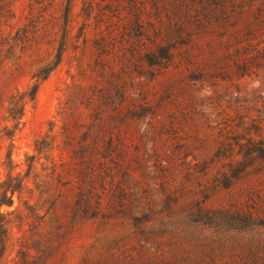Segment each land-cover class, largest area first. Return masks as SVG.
<instances>
[{
	"label": "trees",
	"instance_id": "1",
	"mask_svg": "<svg viewBox=\"0 0 264 264\" xmlns=\"http://www.w3.org/2000/svg\"><path fill=\"white\" fill-rule=\"evenodd\" d=\"M17 2L0 0V264H64L75 227L88 220L117 224L147 249L155 237L189 238L209 223L216 212L205 201L239 178L244 156L264 157V134L256 118L226 111L215 90L200 101L211 110L198 111L182 106L192 94L159 92L155 81L174 69L217 87L260 68L264 32L254 35L257 21L232 20L253 0H28L21 22ZM257 11L261 20L264 7ZM70 51L77 73L58 110L69 159L51 176L57 144L45 136L19 170L14 136L39 85ZM189 125L193 140L180 134ZM210 145V157L194 152ZM222 159L226 169L204 179ZM67 191L72 199L58 212ZM101 242L114 263L142 264L107 234L90 248Z\"/></svg>",
	"mask_w": 264,
	"mask_h": 264
},
{
	"label": "rangeland",
	"instance_id": "2",
	"mask_svg": "<svg viewBox=\"0 0 264 264\" xmlns=\"http://www.w3.org/2000/svg\"><path fill=\"white\" fill-rule=\"evenodd\" d=\"M27 1L18 0L16 3L15 12L18 22L23 21ZM252 3V9L234 12L232 20L238 19L239 26H242L247 19L257 21L255 28L257 31L254 35H258L264 32V16L261 20L255 19L260 15L257 6L264 7V0H253ZM229 30L231 31L232 27H229ZM259 37L264 38V34L257 38ZM76 73L73 52L70 51L57 70L39 85L35 99L28 106L23 123L14 136L12 158L19 164V170L26 169L25 154L35 153L36 140L45 136H54L57 144L50 154V158L57 164V171L51 173L53 168L50 162V175L55 177L68 161L69 154L64 150V138L61 135L62 120L58 110L65 99L66 86L71 82V75ZM26 84L27 78H23L20 86L24 88ZM166 88L178 95L192 94L194 100L189 102L185 99L182 101V106H187L189 103L190 108L194 106L198 111L204 108L206 112L210 111L211 107L201 105L202 96H208L212 90H215L226 111L232 115L239 111L250 118H256L264 134V64L254 69L249 76L234 79L233 82L220 81L217 87L208 83H194L180 71L170 69L165 76L155 81V90L160 92ZM195 110L191 109V115L199 117ZM198 121L195 120L193 123ZM188 127L180 134L193 140L196 133L192 125ZM200 131L202 132L203 129ZM214 150L210 145L204 150L196 149L194 152L210 157ZM6 152L7 147L4 146L1 155L5 156ZM226 161L222 159L215 162L210 175L204 179L210 178L211 181L219 170L226 169L224 165ZM39 162L45 161L41 158ZM243 162L247 167L239 178L232 179L228 188L218 186L205 201L206 207L216 213L209 223L198 224L189 238H172L168 235L155 237L152 240L153 247L147 249L117 224L100 228L97 222L88 220L75 227L64 264H122L114 263L111 258L101 254L103 242L97 250L90 248L96 236L101 234H107L118 241V246L121 250H125L126 255L129 254L136 262L142 264H264V157L251 161V158L244 156ZM61 163L62 167L59 166ZM36 167L37 170L41 169L40 165ZM62 199V202L55 207L58 212L64 211L65 205L70 203L72 192L67 191L66 198ZM16 205L18 202L15 199L14 206ZM48 205L49 203L43 210ZM17 223L11 220L9 225L14 235L13 241L20 235ZM172 242L176 244L175 249H172L174 247ZM14 254L15 251L11 253V257Z\"/></svg>",
	"mask_w": 264,
	"mask_h": 264
}]
</instances>
